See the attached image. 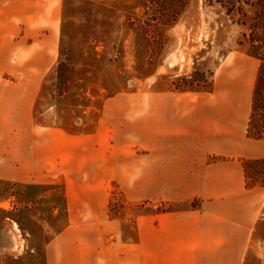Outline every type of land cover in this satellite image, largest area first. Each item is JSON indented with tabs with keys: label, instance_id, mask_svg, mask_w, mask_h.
<instances>
[{
	"label": "rangeland",
	"instance_id": "1",
	"mask_svg": "<svg viewBox=\"0 0 264 264\" xmlns=\"http://www.w3.org/2000/svg\"><path fill=\"white\" fill-rule=\"evenodd\" d=\"M32 1L0 0V30H13V23L15 30L25 26L22 19H28ZM40 1L57 4L58 39L33 104L34 121L84 134L96 130L104 113L102 123L109 130L104 148L99 144L91 152L81 147L78 158L93 154L101 174V154L108 153L111 171L104 178H89L85 164L75 178L57 171V179L47 174L25 184L0 179V264H48L56 235L57 264H73L77 244L83 249L87 243L101 244L104 220L105 226L108 220L118 223L125 236L132 233L135 216L169 203L144 195L150 182L149 106L157 92L195 93L216 126L225 130L237 121L241 140L257 138L246 123L259 60L244 41V27L218 3L188 0L167 23L155 0ZM44 21L55 24L53 18ZM12 37L0 36V66L22 56ZM241 163L246 185L260 205L242 264H264V161ZM101 186L109 191L103 214L85 204L72 209L66 202L67 190L80 199Z\"/></svg>",
	"mask_w": 264,
	"mask_h": 264
},
{
	"label": "crops",
	"instance_id": "2",
	"mask_svg": "<svg viewBox=\"0 0 264 264\" xmlns=\"http://www.w3.org/2000/svg\"><path fill=\"white\" fill-rule=\"evenodd\" d=\"M30 6L25 7L29 13L22 19L25 26L15 30L13 23V30H0V36H13L15 52L22 54L0 66V179L25 184L47 174L57 179V171L75 178L85 164L89 178L107 177L108 153L101 154V174L95 170L93 154L78 158L81 147L92 152L94 146H104L109 134L102 123L104 113L96 130L84 134L34 121L33 104L41 78L55 59L58 30L56 3L34 0ZM50 18L55 24L44 21ZM205 111L195 93H156L149 106L150 182L144 195L169 203L135 216L132 233L125 236L118 223L108 220L105 226L104 220L101 244L87 243L85 249L77 244L73 264H242L260 205L256 192L246 185L241 161L264 157V137L245 143L237 121L223 130ZM213 155L219 157L209 160ZM51 164L54 168L49 171ZM135 191L143 195L141 188ZM73 193L65 192L72 209L82 204L102 214L106 209V187H92L80 199ZM47 260L57 264V235Z\"/></svg>",
	"mask_w": 264,
	"mask_h": 264
},
{
	"label": "trees",
	"instance_id": "3",
	"mask_svg": "<svg viewBox=\"0 0 264 264\" xmlns=\"http://www.w3.org/2000/svg\"><path fill=\"white\" fill-rule=\"evenodd\" d=\"M218 3L227 15L244 27L242 33L249 51L258 58L247 130L257 137H264V0H207ZM163 22L176 18L188 0H155ZM255 160V159H254ZM256 160L264 161V157Z\"/></svg>",
	"mask_w": 264,
	"mask_h": 264
}]
</instances>
